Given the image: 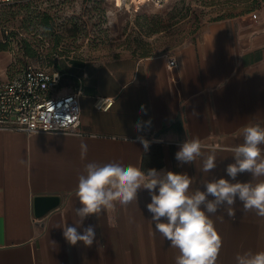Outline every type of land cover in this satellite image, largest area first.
Masks as SVG:
<instances>
[{"label":"crops","instance_id":"0c3cea01","mask_svg":"<svg viewBox=\"0 0 264 264\" xmlns=\"http://www.w3.org/2000/svg\"><path fill=\"white\" fill-rule=\"evenodd\" d=\"M170 53L177 56L175 67L168 66ZM5 56L0 53L1 79L9 77L1 67ZM64 69L61 91L83 87V134L0 129V264H174L178 250L155 231L146 190L127 206L117 203L84 220L77 229L81 234L83 227L96 226L91 246L70 245L60 226H75L74 209L80 206L75 189L88 162L143 170L153 149L150 168L175 172L177 165L178 173L191 177L192 190H204L200 159L191 165L175 159L180 143L198 137L205 154L217 156L218 167L208 179L228 178L224 169L234 162L232 149L243 142L244 126H264V5L207 21L168 53L74 58ZM102 97L113 100L108 108L96 106ZM148 120L150 128L135 130L137 121ZM137 136L150 141L147 152ZM82 142L88 146L84 159ZM236 207L235 220L212 217L223 238L219 264H235L238 251H264V218L243 215L239 201Z\"/></svg>","mask_w":264,"mask_h":264},{"label":"clouds","instance_id":"9594fccd","mask_svg":"<svg viewBox=\"0 0 264 264\" xmlns=\"http://www.w3.org/2000/svg\"><path fill=\"white\" fill-rule=\"evenodd\" d=\"M141 111H145L143 106ZM150 126L151 120L137 121L134 128L140 132ZM242 137L243 142L232 149L234 162L224 169L228 178L208 179V174L218 167L217 156L214 151L205 154L198 137L180 143L175 159L179 165H191L200 159L198 171L204 175L201 181L204 190L199 187L192 190V179L186 173L155 168L145 173L135 165L115 161L86 163L75 189L80 205L74 209L78 219L75 226H60L65 240L73 246L78 242L91 246L96 238V226L83 227L81 234L77 229L84 220L89 216L98 218L117 203L127 206L138 200L141 190H146L150 196L146 209L155 231L170 242L171 248L178 250L174 264H219L223 238L212 217L223 222L226 214L235 220L239 201L243 215L251 212L264 218V126L245 125ZM136 139L147 152L150 141L143 136ZM80 149L84 159L87 144L82 142ZM244 173L250 174L251 179L238 180ZM234 259L235 264H264V251H238Z\"/></svg>","mask_w":264,"mask_h":264},{"label":"rangeland","instance_id":"374dc122","mask_svg":"<svg viewBox=\"0 0 264 264\" xmlns=\"http://www.w3.org/2000/svg\"><path fill=\"white\" fill-rule=\"evenodd\" d=\"M263 5L264 0H38L0 7V35L4 37V29L12 33L8 41L0 40V53L6 54L1 67L11 76L28 59L46 65L60 60L65 68L74 58L168 53L192 39L207 21ZM25 38L32 41L34 53ZM58 49L64 50L60 57L54 55Z\"/></svg>","mask_w":264,"mask_h":264},{"label":"built area","instance_id":"2783aa9c","mask_svg":"<svg viewBox=\"0 0 264 264\" xmlns=\"http://www.w3.org/2000/svg\"><path fill=\"white\" fill-rule=\"evenodd\" d=\"M19 1L0 0V7ZM146 1L163 4L168 0ZM177 65V56L168 54V66ZM65 75L60 68L30 62L1 79L0 129L83 134L80 104L83 87L78 83L71 90L61 91ZM112 101L102 97L96 101V106L108 108Z\"/></svg>","mask_w":264,"mask_h":264},{"label":"trees","instance_id":"16d2710c","mask_svg":"<svg viewBox=\"0 0 264 264\" xmlns=\"http://www.w3.org/2000/svg\"><path fill=\"white\" fill-rule=\"evenodd\" d=\"M38 0H21V1H19V2H16V3H12V4H8V5H5V6H3V7H6V6H19V5H21V4H26V5H33L35 2H37ZM46 15H49L48 13L46 14ZM4 37L1 39V41L2 42H6V41H8L10 38H12V33H10V32H6L7 31V29H4ZM26 39V38H25ZM26 43L28 44V47L30 48V50L34 53L35 51H33V48L34 49H36L35 48V46L32 44V41H30V40H28V39H26ZM38 51V50H37ZM61 51H64L63 49H58L57 51H54V55L56 56V57H60V52ZM37 53V52H36ZM38 54H39V56H42V53H40L39 51H38ZM147 55H149V54H147ZM60 61V60H59ZM59 61H58V64L57 65H53V64H50V65H46V64H38V65H45V66H53V67H57V68H60V69H62V70H64L65 71V69L64 68H62L60 65H59ZM30 62H33L32 60H30V59H28V60H25V62H23V63H21L22 65L21 66H19L18 68H17V70L19 69V68H21L22 66H24V65H26V64H28V63H30ZM35 64H37V63H35ZM16 70V71H17ZM15 71V72H16ZM14 72V73H15ZM66 72V71H65ZM13 73V74H14ZM12 74V75H13ZM67 76V72H66V75H65V77ZM65 81V78H64V80H63V82ZM152 151H153V149H151V151L150 152H148L146 155H145V157H144V160H143V171H145L146 173H147V171H148V169H153V168H150L149 166H148V161L152 158V157H154L153 156V153H152ZM157 157V156H156ZM179 171V169H178V166L177 165H175V172H178Z\"/></svg>","mask_w":264,"mask_h":264},{"label":"water","instance_id":"95a60500","mask_svg":"<svg viewBox=\"0 0 264 264\" xmlns=\"http://www.w3.org/2000/svg\"><path fill=\"white\" fill-rule=\"evenodd\" d=\"M47 198L51 199V200H55V198L57 199V197H54V196H48ZM41 199H42V197L37 198V205H38L39 200H41Z\"/></svg>","mask_w":264,"mask_h":264}]
</instances>
